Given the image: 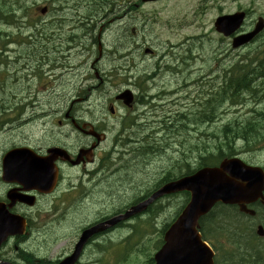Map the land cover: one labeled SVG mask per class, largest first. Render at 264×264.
Here are the masks:
<instances>
[{
    "label": "rangeland",
    "instance_id": "obj_1",
    "mask_svg": "<svg viewBox=\"0 0 264 264\" xmlns=\"http://www.w3.org/2000/svg\"><path fill=\"white\" fill-rule=\"evenodd\" d=\"M238 7L249 8L256 14L264 13V0H164L161 4L147 5L143 11L149 10V42H156L158 43V48H163L165 57L162 65L171 67L168 71L162 70L163 73L161 78H173L174 70L176 69L178 71V78L185 81L189 89L200 88L206 91L212 90L211 99L216 102L218 99L219 87L224 86L226 77L231 76L230 70L234 63L241 59H255L257 57L263 59L264 35L256 43L247 48L233 50L229 41L213 33L214 18L221 13L234 12ZM110 8L113 7L110 6ZM141 21H143V18L139 16L137 23H130L126 31L138 24V26L141 27L140 36L147 35L145 24H142ZM169 21L178 24L180 28L173 32L172 25ZM120 36L121 35H118L116 31L111 33L112 42L117 45H123V35ZM177 45H180V47L174 49L173 47ZM142 57L147 65H143L140 70H143L146 66L151 64L149 58L145 56ZM136 59H138V57H136ZM205 71L210 75L204 77ZM179 84L183 86L181 81H179ZM185 91L187 95V89H185ZM23 95L25 94L17 95L16 99L10 100L7 106L19 102ZM48 95L49 94L42 98V104L53 107L57 101L62 102V97L60 95L58 97L53 95L49 101L47 100ZM197 98L198 94L187 101L189 108H192L190 104ZM202 100L205 104L204 98H202ZM227 104L231 105L232 103L228 100L224 101L221 105ZM237 108H240V106ZM30 112L31 110L26 118L19 116L17 113H10L5 116L4 121H9L10 123L4 124L0 128V157L4 150L8 148L5 147V144L8 142L18 143L23 136L26 138H33L35 141L32 140L30 143L36 147H40L41 145L44 147H51L54 144L62 143L71 145V147H76L74 142H76L77 136L75 134L71 135L66 131L65 135H67L68 138H65L63 136L64 134H61L58 130L56 122L50 117H45V125L40 124V116L36 119L25 121V119L31 116ZM244 112H246L245 106L241 111H232L231 116H228L226 120L216 123L217 140L219 139L218 137L221 134L222 128L230 122L229 119L242 115ZM24 121L25 124H23ZM205 128L206 132H210L213 126H206ZM204 131L205 130H203V132ZM192 142L198 144V147H202L200 138L194 139ZM39 143L41 145H39ZM185 148L186 147H179L180 152L178 154L175 152L166 156L167 162L164 161V158H149L150 156L129 162L130 167L127 170V175L121 170L112 179L109 178L107 182L117 186L118 178H122L124 181L125 179L134 177L136 171L139 170L140 166L149 158V164L156 168L165 165L162 170L149 177L150 186L154 184L166 170L170 169L175 161L183 158ZM203 148L206 150L208 149V147H202V149ZM257 161L258 163H262V160L259 158H257ZM92 189L93 192L88 196L86 201V214L93 212L97 201L101 197L106 199L108 193L111 194L115 201L103 207L101 212L90 222L96 221L102 215L108 216L114 213L124 212L130 207L129 203L131 200H128L127 196L122 197L117 194L115 187L111 188L105 183H99L97 179L93 182ZM143 214L144 213L134 217L137 229L135 230V240L140 238L144 232L149 229V226L140 225ZM172 217L173 211H169L151 225L153 229L149 231V239H147L148 237L145 239L146 243L149 242L151 252L153 251V244L161 237V234L158 233V230L161 229L160 225L164 222H170ZM129 218H132V216ZM154 229L157 230V232L154 231ZM112 245L113 243L109 238H105L102 244L99 245L102 246V248L109 247L106 251H99L107 264H145L144 248L137 247V244L133 245L124 255L112 259L111 253L114 249L111 248ZM119 250H121V247H119Z\"/></svg>",
    "mask_w": 264,
    "mask_h": 264
},
{
    "label": "water",
    "instance_id": "obj_2",
    "mask_svg": "<svg viewBox=\"0 0 264 264\" xmlns=\"http://www.w3.org/2000/svg\"><path fill=\"white\" fill-rule=\"evenodd\" d=\"M217 171L206 169L193 177L169 184L149 200V203H151L158 195L180 191L192 193V202L180 217L178 223L173 226L169 235L166 236L167 244L163 250L156 255L157 264H212V253L202 244L199 235L195 231L196 222L217 201L223 200L236 203L240 202L246 194L244 188L236 190L235 186L225 182ZM257 195L260 194L257 193ZM242 209L244 210L245 207L242 206ZM137 211H140V208L135 210V212ZM3 226L4 229L7 228V220L4 221ZM100 230L101 228H97L88 231L82 242ZM81 245L76 254L79 252ZM63 264H73V262H64Z\"/></svg>",
    "mask_w": 264,
    "mask_h": 264
},
{
    "label": "flooded vegetation",
    "instance_id": "obj_3",
    "mask_svg": "<svg viewBox=\"0 0 264 264\" xmlns=\"http://www.w3.org/2000/svg\"><path fill=\"white\" fill-rule=\"evenodd\" d=\"M86 1H93L94 3H98V1H100V0H86ZM106 1H108V3L110 4V6H112L114 8L113 2H115V1L118 2V1H123V0H106ZM113 8H110V9H113ZM59 12L63 14L64 13V8L61 7L60 10H59ZM133 20L131 21V23H137V20H135V19H133ZM127 28H128V26L122 25L118 29V35H121V36L123 35L124 36L126 34V32H127L126 31ZM120 45H122V44H120ZM19 54L22 55V57L19 60V64H22L25 59H28V58L32 57V55H33V53L28 52V51H26V52L21 51ZM48 62H53V61L49 60ZM59 64H60L59 62H56V65H59ZM67 64H68V62H67ZM61 65L64 66V64H62V63H61ZM103 85L107 86L108 89L116 88L117 87V80H102L99 83V85L97 86V88H101ZM43 89L44 88L42 87V85H39L38 86V92L39 93L42 92ZM134 91L136 92V94H138V97H137V105H136V108H135L137 110V109L140 108V105H141V103L143 101V97H141L139 95V91H137V90H134ZM52 93L58 95V93L56 91H53ZM69 94H71V93H69ZM69 94H63L62 97L64 99H67L66 96L69 95ZM88 98H89V95H87L84 98H82L80 96H77V99L75 101L72 100V104H71V106L69 108V110H71L70 113H69V110H68V112H66L65 116H67L68 113H69V117L72 116V112H73V108H74L73 104L76 101H81V100L88 99ZM119 104L122 105V103H120V102H119ZM135 114H137L136 111H135ZM115 117H117V114L115 115ZM213 121H214L213 118L209 120L210 123H212ZM147 123H149V120H147ZM204 125L205 126H209L208 125V119H206L204 121ZM195 126L198 127L199 124L197 123V124H195ZM0 180L2 181L1 177H0ZM6 186H7V190H8L10 188V186L9 185H6ZM56 193H57V195L60 194V196H59V200L54 205H57L59 202H61L62 199L66 195V194L63 193L62 190H59V189H58V191ZM2 197H3V195L0 196V199H2ZM40 197H42V196H40ZM20 206H22V205H20ZM53 209H50V210H53ZM54 210H56V208ZM45 211L48 212V210H45ZM48 231L49 230H47V229H42V230L38 231L37 237L38 238H41L44 241H46L47 240L46 237H47ZM53 245H54V242H52L50 244V246H53ZM13 246H14L13 249L11 248V244L10 245H7L3 249H1L0 250V258L5 259L7 261H10V262H12L14 264H40L41 263L40 260L33 259V258L29 257L28 256V250L26 248L20 250V247L22 248V246L18 245V243H14Z\"/></svg>",
    "mask_w": 264,
    "mask_h": 264
},
{
    "label": "trees",
    "instance_id": "obj_4",
    "mask_svg": "<svg viewBox=\"0 0 264 264\" xmlns=\"http://www.w3.org/2000/svg\"><path fill=\"white\" fill-rule=\"evenodd\" d=\"M241 84H242V81H238L234 86L235 87L240 86L239 88L241 90H245L248 86H250L251 82L248 81V82L243 83L242 85ZM223 133H224V138L227 142H230V141L236 142V139H240V138H243L244 140H248V139H251L252 137H255V134H256L255 131H252L251 129H246V127L243 128L242 130H230L229 127H226ZM149 156H150L149 158L160 157L162 159L163 158L162 150L154 151ZM214 160H215L214 155L203 157V159H201V165L208 164L209 162H213ZM188 171L192 172V169L189 167ZM165 184L166 183L161 184V187ZM151 262L152 261L149 260V264H151ZM246 264H249V263H246Z\"/></svg>",
    "mask_w": 264,
    "mask_h": 264
},
{
    "label": "bare ground",
    "instance_id": "obj_5",
    "mask_svg": "<svg viewBox=\"0 0 264 264\" xmlns=\"http://www.w3.org/2000/svg\"><path fill=\"white\" fill-rule=\"evenodd\" d=\"M203 124H204V122H203Z\"/></svg>",
    "mask_w": 264,
    "mask_h": 264
}]
</instances>
